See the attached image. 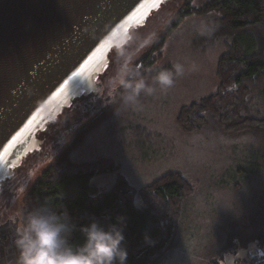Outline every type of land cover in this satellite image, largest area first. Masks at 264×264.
I'll return each instance as SVG.
<instances>
[{"label":"rangeland","instance_id":"1","mask_svg":"<svg viewBox=\"0 0 264 264\" xmlns=\"http://www.w3.org/2000/svg\"><path fill=\"white\" fill-rule=\"evenodd\" d=\"M186 1L165 0L138 27L158 11L176 12ZM189 2L202 11L208 0ZM193 12L168 34L161 52L154 56L156 67L183 63L188 69L184 76L176 78L167 91L157 88L151 96L142 93L135 107L115 100L106 118L96 122L92 130L89 128L93 125L80 132L73 155L77 160L98 154L113 157L121 164L119 172L135 187L134 198L139 204L154 200L138 190L142 186L167 172L184 175L186 190L175 234L155 264H241L257 246V241L243 245V240L264 231V131L227 129L212 110L206 112L207 121L200 127L186 129L179 122L183 105L219 87V57L231 41L228 34L220 33L215 11ZM192 64L197 70H190ZM252 99L253 112L264 110L258 96ZM71 140L68 138V143ZM40 146L41 142L24 156L0 186V205L10 204L14 214L23 209L25 194L50 164L49 160L35 158ZM116 178V171L106 172L93 176L91 183L108 188ZM10 182L14 183L12 192L2 194L4 185ZM108 223L102 222L105 226ZM124 244L127 248L126 240Z\"/></svg>","mask_w":264,"mask_h":264},{"label":"trees","instance_id":"2","mask_svg":"<svg viewBox=\"0 0 264 264\" xmlns=\"http://www.w3.org/2000/svg\"><path fill=\"white\" fill-rule=\"evenodd\" d=\"M186 3L176 11L173 25L157 41L154 56L161 52L168 34L193 11H215L220 33L228 34L231 41L219 57V87L200 100L183 105L178 115L179 122L186 129L200 127L207 121L206 112L212 110L227 129L264 131V110L257 108L253 112L251 107L255 96L264 102V0H208L202 11L200 6L192 8L189 0ZM155 65V61L149 63L147 59L146 67L155 69L146 76L158 70ZM97 125L88 128L92 130ZM88 128L79 131L59 158L35 180L24 196L22 210L27 213L45 203L57 211L66 210L69 223L74 226L70 242L75 244L82 243L84 239L79 230L81 225L93 219L101 223L113 222L117 215H124L127 220L124 229L128 246L127 264H155L173 240L181 214L180 201L186 190L185 177L179 172L165 173L138 189L153 196L154 200L137 203L133 192L135 187L119 172L121 164L113 157L98 154L85 160L75 159L73 145L80 132ZM114 171L117 178L110 187L100 188L91 183L93 176ZM20 219L22 222V217ZM145 233L155 240V244L144 243ZM243 241V245L257 241V245L264 246V231L253 233Z\"/></svg>","mask_w":264,"mask_h":264},{"label":"water","instance_id":"3","mask_svg":"<svg viewBox=\"0 0 264 264\" xmlns=\"http://www.w3.org/2000/svg\"><path fill=\"white\" fill-rule=\"evenodd\" d=\"M164 1L0 0V186L39 132L95 87L112 44ZM16 256L0 253V264Z\"/></svg>","mask_w":264,"mask_h":264},{"label":"clouds","instance_id":"4","mask_svg":"<svg viewBox=\"0 0 264 264\" xmlns=\"http://www.w3.org/2000/svg\"><path fill=\"white\" fill-rule=\"evenodd\" d=\"M155 38V32L140 35L129 29L122 41L112 44L118 66L106 87L110 91L122 90L120 98L125 106H137L142 93L151 96L157 88L161 92L167 91L176 78L184 76L188 70L183 63L177 62L171 68L158 67L150 76L142 73L134 59ZM190 70H197V66L192 64ZM15 215L22 217L14 238L15 264H127L128 251L124 244L127 220L124 215H117L107 226L95 219L81 225L79 230L84 239L79 244L70 242L74 226L69 223L66 210L60 212L45 203L27 213L17 210ZM143 241L147 245L155 244L147 233Z\"/></svg>","mask_w":264,"mask_h":264},{"label":"flooded vegetation","instance_id":"5","mask_svg":"<svg viewBox=\"0 0 264 264\" xmlns=\"http://www.w3.org/2000/svg\"><path fill=\"white\" fill-rule=\"evenodd\" d=\"M176 14L177 13L172 12V10H169L168 13L158 11V13L156 12L153 14L144 25L140 27L137 26L135 29L132 28L140 35H148L152 32L156 33V38L153 43L144 48L134 59V64L139 66L142 73L148 74L155 69V67H146L147 59L149 60V63L154 62L157 41L161 39L167 29L172 25ZM168 17L170 18L163 26L164 21ZM162 26L163 28L160 30ZM117 66L118 61L116 50L113 48L108 55L106 66L96 79L95 87L87 93L73 97L70 104L64 107L60 114L39 132L38 139L41 142V146L34 154L37 160H49L51 164L54 160L59 158L62 150L73 141L79 131L88 128L96 122H99V120L101 121L107 117L105 115L110 109L111 104L117 99L121 100L120 93L122 90L118 89L110 91L106 87L107 80L115 74ZM101 117L103 118L100 119ZM68 138H72L69 143V140L67 141ZM13 188V182L6 183L2 194L12 192ZM4 206L5 203L0 205V253L15 252V254H17L14 238L16 231L21 224V219H19L21 217H18L11 212L10 204H6V207Z\"/></svg>","mask_w":264,"mask_h":264},{"label":"built area","instance_id":"6","mask_svg":"<svg viewBox=\"0 0 264 264\" xmlns=\"http://www.w3.org/2000/svg\"><path fill=\"white\" fill-rule=\"evenodd\" d=\"M241 264H264V246L257 245L252 255Z\"/></svg>","mask_w":264,"mask_h":264},{"label":"snow or ice","instance_id":"7","mask_svg":"<svg viewBox=\"0 0 264 264\" xmlns=\"http://www.w3.org/2000/svg\"><path fill=\"white\" fill-rule=\"evenodd\" d=\"M141 7H143V5H141Z\"/></svg>","mask_w":264,"mask_h":264}]
</instances>
